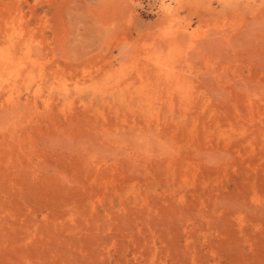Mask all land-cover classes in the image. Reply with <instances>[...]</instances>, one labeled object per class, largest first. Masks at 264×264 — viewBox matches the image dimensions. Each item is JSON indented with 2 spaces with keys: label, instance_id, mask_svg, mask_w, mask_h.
<instances>
[{
  "label": "rangeland",
  "instance_id": "rangeland-1",
  "mask_svg": "<svg viewBox=\"0 0 264 264\" xmlns=\"http://www.w3.org/2000/svg\"><path fill=\"white\" fill-rule=\"evenodd\" d=\"M0 264H264V0H0Z\"/></svg>",
  "mask_w": 264,
  "mask_h": 264
},
{
  "label": "bare ground",
  "instance_id": "bare-ground-1",
  "mask_svg": "<svg viewBox=\"0 0 264 264\" xmlns=\"http://www.w3.org/2000/svg\"><path fill=\"white\" fill-rule=\"evenodd\" d=\"M7 56H8V55H7ZM5 60H6V59H5ZM7 61H10V62L13 64V60H12V58H10V57H9V58H7ZM8 81H9V80H8ZM12 96H13V94H10V97H9V98L11 99V98H12Z\"/></svg>",
  "mask_w": 264,
  "mask_h": 264
}]
</instances>
